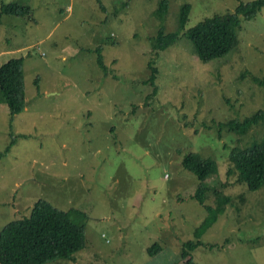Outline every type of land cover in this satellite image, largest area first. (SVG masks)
<instances>
[{
    "label": "rangeland",
    "instance_id": "374dc122",
    "mask_svg": "<svg viewBox=\"0 0 264 264\" xmlns=\"http://www.w3.org/2000/svg\"><path fill=\"white\" fill-rule=\"evenodd\" d=\"M12 1L31 12L0 21V66L22 58L26 101L11 118L0 93V230L42 197L80 210L72 218L83 221L84 246L62 264L95 256V264H184L182 246L206 214L193 197L198 177L181 166L194 151L218 165L206 201L213 189L230 196L201 234L217 247H198L194 260L264 264V185L237 181L229 160L233 148L264 138V122L242 132L217 125L263 107L253 77L264 76V4L239 15L233 49L204 62L186 36L151 50L159 0H0V8ZM239 1L248 0H167L165 29L176 28L182 3L192 5L188 28ZM152 58L157 92L147 96ZM156 242L162 250L149 255Z\"/></svg>",
    "mask_w": 264,
    "mask_h": 264
},
{
    "label": "trees",
    "instance_id": "16d2710c",
    "mask_svg": "<svg viewBox=\"0 0 264 264\" xmlns=\"http://www.w3.org/2000/svg\"><path fill=\"white\" fill-rule=\"evenodd\" d=\"M264 0L239 1L233 11L216 12L207 16L194 25L186 28L191 11V3L180 5L177 14V26L173 30H166L164 18L167 12V0H159L156 13L160 26L156 33L149 37L151 50L154 53L163 51L173 42L185 36L193 43V49L198 57L204 61L221 57L228 53L238 42L237 28L240 26V17H253L263 6ZM31 7L20 1L1 3L0 21L4 13L28 15ZM97 63L105 69L101 48H96ZM153 58L148 62L150 74L145 80L153 89L147 96L156 94L157 68L153 66ZM22 58H10L0 66V93L1 101L8 105V111L13 118L21 113L26 106ZM246 73V72H245ZM264 89V76L253 77ZM36 80H38L36 78ZM37 83V82H36ZM146 96V97H147ZM264 122V104L252 115L242 119L234 118L226 122L217 123L220 127L225 124L231 132L245 131L251 125ZM13 142V141H12ZM9 147L6 148L8 151ZM6 152V151H5ZM232 168L237 171V181L243 182L249 189H258L264 185V138L251 142L242 148H234L229 153ZM181 166L194 172L199 181L193 197L205 207V217L195 228L197 237L188 240L182 246L180 258L184 264H199L193 258V251L200 246L210 249L215 244L206 245L201 240V234L210 226L217 216L224 212L230 196L222 190L213 189L214 200L206 201L210 190L207 178L215 175L218 165L215 159L202 156L198 152L188 151L182 155ZM230 172V167L228 168ZM224 185V184H223ZM72 214H80L77 208L62 209L53 205L48 199L37 198L26 215L7 221L0 230V264H62L64 261L74 262L76 252L84 246V224L76 221ZM162 250L158 242L147 248L149 255H155ZM95 256L86 260L88 264H95Z\"/></svg>",
    "mask_w": 264,
    "mask_h": 264
}]
</instances>
